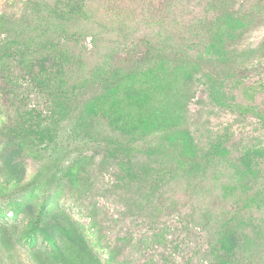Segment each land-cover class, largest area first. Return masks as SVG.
<instances>
[{"label": "rangeland", "instance_id": "374dc122", "mask_svg": "<svg viewBox=\"0 0 264 264\" xmlns=\"http://www.w3.org/2000/svg\"><path fill=\"white\" fill-rule=\"evenodd\" d=\"M0 264H264V0H0Z\"/></svg>", "mask_w": 264, "mask_h": 264}, {"label": "trees", "instance_id": "16d2710c", "mask_svg": "<svg viewBox=\"0 0 264 264\" xmlns=\"http://www.w3.org/2000/svg\"><path fill=\"white\" fill-rule=\"evenodd\" d=\"M78 240H79V241H82V237L79 236V237H78Z\"/></svg>", "mask_w": 264, "mask_h": 264}]
</instances>
